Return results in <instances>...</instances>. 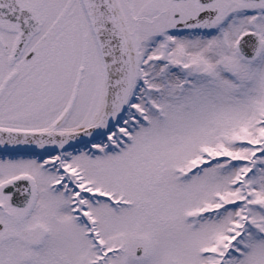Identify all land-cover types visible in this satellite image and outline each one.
I'll list each match as a JSON object with an SVG mask.
<instances>
[{"label":"snow or ice","instance_id":"obj_1","mask_svg":"<svg viewBox=\"0 0 264 264\" xmlns=\"http://www.w3.org/2000/svg\"><path fill=\"white\" fill-rule=\"evenodd\" d=\"M0 264H264V0H0Z\"/></svg>","mask_w":264,"mask_h":264}]
</instances>
